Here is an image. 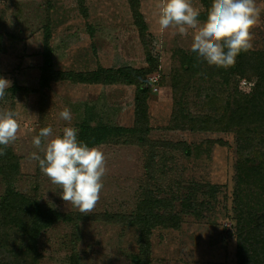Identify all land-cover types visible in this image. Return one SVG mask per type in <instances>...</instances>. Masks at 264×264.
Masks as SVG:
<instances>
[{"label": "rangeland", "instance_id": "1", "mask_svg": "<svg viewBox=\"0 0 264 264\" xmlns=\"http://www.w3.org/2000/svg\"><path fill=\"white\" fill-rule=\"evenodd\" d=\"M137 9L147 26L151 53L157 65L147 76L152 83L148 101L150 137L171 143L199 146L200 156L186 157L180 150L171 149L168 162L172 171L164 179L190 183L218 184L221 191L200 216L182 212L178 228H157L151 237L152 264H236L233 229L234 187L236 179L237 138L233 132L170 129L175 110L173 79L180 63L190 50L192 37L173 35V29L160 31L158 5L160 0H137ZM193 6L205 11L201 0ZM261 8L258 23L252 29L251 50L264 49V0H256ZM130 0H0V76L11 81L0 110L20 113L17 139L9 145L20 157V172L14 187L19 192L37 193L42 206L65 212H80L66 204L59 185L44 175L38 161L31 158L32 140L41 128L51 126L53 133L66 126L78 129L90 109L95 120L101 119L119 127L131 128L135 123V87L125 84H83L69 79L52 81L43 91L39 86L43 63L45 30L49 27L53 48L54 68L61 72L93 71L99 67L131 66L146 68V46ZM203 21V18H199ZM153 79V81L151 80ZM155 80V81H154ZM255 84L241 80L240 90L249 94ZM16 88V91H12ZM154 88L157 90L155 91ZM194 91L190 100L195 99ZM71 110V121L59 113ZM196 108L193 107V111ZM96 121H93V123ZM213 141V142H210ZM98 147L105 156L106 173L100 199L91 215L131 214L140 200L145 184L146 156L134 144H102ZM0 175V198L6 183ZM159 197L178 199L174 211L180 212V199L187 195L183 188L172 195L165 187ZM201 201L209 198L198 194ZM81 213V212H80ZM81 237L76 243L80 264H134L138 252L134 227L124 223L89 219L80 224ZM72 223L58 221L41 232L38 247L42 264H69L73 252Z\"/></svg>", "mask_w": 264, "mask_h": 264}, {"label": "trees", "instance_id": "2", "mask_svg": "<svg viewBox=\"0 0 264 264\" xmlns=\"http://www.w3.org/2000/svg\"><path fill=\"white\" fill-rule=\"evenodd\" d=\"M135 12V22L140 28L146 46V68L124 66L99 67L93 71L61 72L54 68L50 28L45 30L43 63L39 86L43 91L52 81L69 79L83 84H125L135 87V123L131 128L119 127L95 120L88 109L79 125L78 139L89 146L112 143L134 144L146 156V180L142 185L140 200L131 214L65 213L44 208L37 193L19 192L14 187L20 172V157L9 146L0 155V175L6 189L0 198V264H42L38 242L41 232L58 221L72 223L73 252L69 264H80L76 243L81 237L80 224L89 219L124 223L137 232L138 252L132 256L134 264H152L151 237L157 228H178L182 212L197 216L211 205L221 191L218 184L184 186L178 180L164 179L172 168L171 149L180 150L186 157L200 156L203 150L184 143H171L152 139L149 125L148 101L152 83L147 76L157 65L158 58L151 53L146 33L147 26L137 9V0H130ZM204 20L212 0H201ZM175 110L168 128L195 131L233 132L237 138L238 161L234 187L233 229L228 232L235 239L236 264H264V49L241 52L236 63L228 68L209 65L196 53L184 55L177 72L172 77ZM255 84L249 94H244L241 80ZM12 91H16L13 88ZM194 91L195 99L190 100ZM193 107L196 108L193 111ZM93 121H96L93 123ZM213 142V141H210ZM3 147V146H0ZM165 187L172 195L185 188L187 195L180 199L181 211L175 212L178 199L159 197ZM209 200H199L198 194ZM175 202V203H174Z\"/></svg>", "mask_w": 264, "mask_h": 264}, {"label": "clouds", "instance_id": "3", "mask_svg": "<svg viewBox=\"0 0 264 264\" xmlns=\"http://www.w3.org/2000/svg\"><path fill=\"white\" fill-rule=\"evenodd\" d=\"M158 25L161 32L173 29L187 37L191 34L190 50L209 65L228 68L236 63L241 52L252 47V29L258 23L261 8L256 0H212L207 17L199 19L200 10L192 0H160ZM11 81L0 76V100L5 97ZM59 116L71 121V110ZM20 113L0 110V155L17 139ZM31 158L38 161L41 172L61 188L63 201L85 215L91 213L100 199L106 173L104 153L78 139V129L66 126L62 134L53 133L51 126L40 129L32 140Z\"/></svg>", "mask_w": 264, "mask_h": 264}, {"label": "built area", "instance_id": "4", "mask_svg": "<svg viewBox=\"0 0 264 264\" xmlns=\"http://www.w3.org/2000/svg\"><path fill=\"white\" fill-rule=\"evenodd\" d=\"M152 81H153V79H151ZM155 81V80H154ZM154 90L156 91L157 89L156 88H154Z\"/></svg>", "mask_w": 264, "mask_h": 264}]
</instances>
